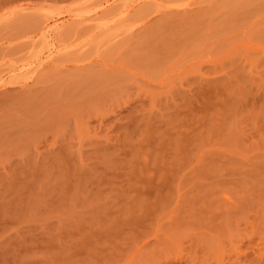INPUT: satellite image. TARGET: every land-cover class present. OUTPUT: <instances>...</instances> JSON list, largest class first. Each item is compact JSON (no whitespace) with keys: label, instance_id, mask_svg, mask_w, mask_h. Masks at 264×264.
I'll return each instance as SVG.
<instances>
[{"label":"rangeland","instance_id":"1","mask_svg":"<svg viewBox=\"0 0 264 264\" xmlns=\"http://www.w3.org/2000/svg\"><path fill=\"white\" fill-rule=\"evenodd\" d=\"M47 111L0 264H264V0H0V143Z\"/></svg>","mask_w":264,"mask_h":264},{"label":"crops","instance_id":"2","mask_svg":"<svg viewBox=\"0 0 264 264\" xmlns=\"http://www.w3.org/2000/svg\"><path fill=\"white\" fill-rule=\"evenodd\" d=\"M44 113L33 117L28 113L21 114L19 118L24 121L25 126L17 128L15 136L20 140V146H5L0 143V182L32 179L30 175L38 173L39 169L54 175L53 166L49 163V159H53L55 155L54 134L49 131L52 116L48 111ZM53 178L54 176L50 177Z\"/></svg>","mask_w":264,"mask_h":264}]
</instances>
